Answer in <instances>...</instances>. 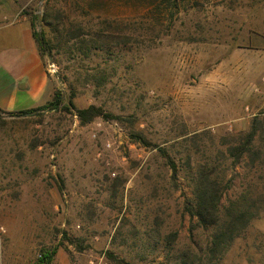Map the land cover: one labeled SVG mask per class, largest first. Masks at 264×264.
<instances>
[{"label":"rangeland","instance_id":"rangeland-1","mask_svg":"<svg viewBox=\"0 0 264 264\" xmlns=\"http://www.w3.org/2000/svg\"><path fill=\"white\" fill-rule=\"evenodd\" d=\"M46 1L0 0V23L25 16L47 39L48 101L62 98L0 113V264H36L54 246L50 264L203 253L187 157L214 159L264 115V0H50L63 13L44 24ZM90 105L102 115L80 122ZM238 191L236 178L222 202ZM218 264H264V213Z\"/></svg>","mask_w":264,"mask_h":264},{"label":"trees","instance_id":"trees-1","mask_svg":"<svg viewBox=\"0 0 264 264\" xmlns=\"http://www.w3.org/2000/svg\"><path fill=\"white\" fill-rule=\"evenodd\" d=\"M54 6L50 0L46 1L41 18L44 24L51 23L53 13H63ZM32 34L39 51H50L43 34L38 36L33 30ZM61 103V95L55 91L52 99L45 104L8 115H27L39 109H55ZM67 104L72 106L70 100ZM76 113L82 123L102 115L101 109L94 105L76 110ZM230 137L229 144L223 151L218 150L214 159L194 158L188 153L191 197L185 201L184 208L189 218L195 220L196 227L208 232V241L203 253L188 249L175 257V264H218L232 241L250 221L264 213V115H254L248 130ZM141 138L135 134V139L141 141ZM163 154L172 177L176 179L178 167L175 160L168 153ZM235 167H240L241 172H234ZM236 178L239 179V191L222 202L226 190L234 185ZM56 249V246L41 248L36 264H50ZM107 255L112 257L111 253Z\"/></svg>","mask_w":264,"mask_h":264},{"label":"crops","instance_id":"crops-1","mask_svg":"<svg viewBox=\"0 0 264 264\" xmlns=\"http://www.w3.org/2000/svg\"><path fill=\"white\" fill-rule=\"evenodd\" d=\"M52 83L30 21L22 16L0 23V110L25 111L45 104Z\"/></svg>","mask_w":264,"mask_h":264}]
</instances>
